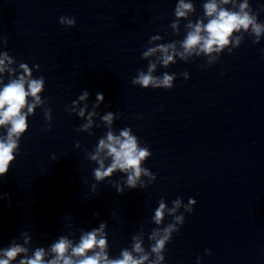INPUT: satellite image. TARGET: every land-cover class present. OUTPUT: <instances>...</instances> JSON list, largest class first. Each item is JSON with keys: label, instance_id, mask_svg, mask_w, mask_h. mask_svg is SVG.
I'll return each instance as SVG.
<instances>
[{"label": "clouds", "instance_id": "clouds-1", "mask_svg": "<svg viewBox=\"0 0 264 264\" xmlns=\"http://www.w3.org/2000/svg\"><path fill=\"white\" fill-rule=\"evenodd\" d=\"M231 6L230 8L228 6ZM264 10V9H261ZM196 12L191 0H178L174 9L175 20L170 24L173 34L179 35L180 21L187 20L184 25L186 35L182 40H173L168 43H157L163 37L154 35L148 40L149 47L141 54V59L147 60V71L138 70L132 79L134 86L144 89H172L177 74L164 72L157 76L154 73L158 66L168 68L180 61L187 62L196 57H206V65L212 66L219 62L222 53L227 50L232 54L233 49L239 48L245 39V34L252 38V42L259 43L264 36V22L258 20L257 12L250 6L249 0H206L203 4L204 15L195 22L190 16ZM206 21V22H205ZM59 23L67 28L75 27L74 17L62 16ZM7 38L0 36V46L7 45ZM264 54V49L260 50ZM17 63L7 51L0 52V129L6 134H0V178L9 172L20 150V140L29 129L28 118L35 114L37 108L43 110L47 128L51 129L52 109L47 107L48 101L42 99L45 90V78L34 77L33 70L39 71L40 65L29 67L27 63H19L18 67H12ZM180 75L185 80L189 74L183 72ZM7 77V83H5ZM90 93L84 90L77 100H73L71 108L66 111L75 113L78 117L86 119L78 129V132H87L93 135L91 129L95 123L94 117L98 116L97 109L104 102L103 93H97L92 110L88 111V104L81 102L89 99ZM87 112V116L85 113ZM121 113L111 111L100 116V121L107 126L106 134L98 140V144L92 152L87 153L90 161L98 165L94 169V178L102 182L111 178L117 171L124 173V184L129 189H145L157 177L148 168L144 167L145 161L152 152L147 146H141L139 138L133 134L132 129L125 127L116 134L113 123L119 119ZM96 127H100L99 124ZM76 147L80 144L77 141ZM55 159V156H53ZM106 161H109L106 165ZM147 177V182L141 177ZM117 193L122 194L123 188L119 182L113 185ZM95 190V185H93ZM4 196L0 197L3 199ZM10 199V198H9ZM159 206L154 211L152 222L157 225L148 235L150 241L149 250L144 247V231L132 236L130 248L122 249L119 256L110 258L108 225L101 222L99 227L91 230L78 229L79 240L75 241L70 236L61 235L51 245L35 248L29 254L28 245L31 237L22 233L23 243H11L6 248H0V264H164L167 244L172 240L174 233H179L185 222V213L192 214L196 200L189 198L185 204L182 198L177 197L169 207L164 199L158 202ZM183 208V212H180ZM166 217H171V223L164 225ZM163 225L162 227H159ZM205 254L210 255L209 249ZM200 258L197 257L199 264Z\"/></svg>", "mask_w": 264, "mask_h": 264}]
</instances>
